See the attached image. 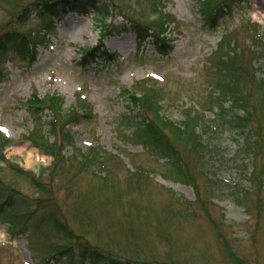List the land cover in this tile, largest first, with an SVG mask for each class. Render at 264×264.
<instances>
[{"label": "rangeland", "instance_id": "1", "mask_svg": "<svg viewBox=\"0 0 264 264\" xmlns=\"http://www.w3.org/2000/svg\"><path fill=\"white\" fill-rule=\"evenodd\" d=\"M40 1L49 0H0V34L28 31L38 44L33 62L10 51L0 64V136L10 140L3 150L5 157L36 176L50 165L51 158L26 138L32 123L24 103L33 93L38 98L55 93L64 99L65 113L80 96L92 110L89 118L75 110L76 121L67 126L75 147L98 149L121 161L114 160L118 165L109 169L97 164L80 169L73 163L67 174L53 170L41 177L40 190L0 163V192L40 199L79 238L121 261L264 264V146L261 152L252 150L257 154L253 163L254 156L242 151L243 140L234 134L225 131L205 137L210 154L185 155L189 181L184 182L167 159H159L128 137L140 112L119 93L120 87L130 89L150 79L159 91L161 118L179 123L189 112L212 121L217 110L205 108L211 107L207 103L215 96L214 66L221 54L214 51L221 37L234 31L236 46L255 45L238 29L250 20L264 35V0L236 5L214 29L198 0H161L158 7L169 47L160 52L148 43L138 47L131 29L133 20L143 23L149 17L153 0H101L111 8L106 27L93 13L79 17L58 9L44 40H39L38 32L45 33L46 19L30 13L21 26L15 18ZM100 38L117 60L99 56L83 61L82 52L95 47ZM260 64L264 69V62ZM137 85L135 90H141L143 84ZM41 114L44 124L51 119L48 113ZM177 148L184 150L180 143ZM134 168L151 178L136 179L139 175L129 173ZM9 228L1 219L0 264H46L47 244L56 246L53 241Z\"/></svg>", "mask_w": 264, "mask_h": 264}, {"label": "trees", "instance_id": "2", "mask_svg": "<svg viewBox=\"0 0 264 264\" xmlns=\"http://www.w3.org/2000/svg\"><path fill=\"white\" fill-rule=\"evenodd\" d=\"M159 1L161 0H153L146 14L149 17L143 23L133 20L131 26L139 44L150 40L156 49L163 50L168 45H166L167 40L164 37L166 26L158 7ZM236 1L203 0L200 5L201 12L208 25L213 26L217 23L218 19L222 18V11L231 8ZM58 8H61L64 13L71 12L79 15H87L92 11L101 27H106L105 21L112 16L111 8L101 0H49L29 5L15 18L19 23L25 22L30 13L37 17L45 15L47 18H51L56 15ZM241 30L246 40H252L255 45L251 47L236 46L235 34H233L234 37L230 34L221 39L216 50L221 56L214 66L215 96L212 97L211 102L207 103V105L212 106L211 109L207 108V110L210 111L214 108L217 110L216 118L214 121H210V124L209 121L205 122L199 115L186 114L184 121L179 125L173 124L164 117L161 118L157 108L158 90L153 85H148V82H143L140 92L121 89L122 96H128L129 103L138 108L140 112L138 116L133 118L135 123L131 126L132 132L129 137L137 144H142L144 147L153 150L159 158L167 159L171 170L184 182L189 181L184 171L189 169L185 155L194 153L200 158L202 152L210 154L208 153L209 149H207L210 145L204 144L205 136L211 139L212 136H218L219 133L225 131L234 134L243 140L242 151L245 154H251V157L254 156L253 163L257 154L252 150L261 152L264 146V69L260 64L264 62V36L260 34V29L256 25L249 23L244 25ZM24 37L25 35L20 36L14 32L0 34V50L4 51L7 46L15 45L20 53L23 55L30 54L32 57L34 44L30 43V47H28L30 40ZM96 52L97 49H94L88 52L87 56L95 57ZM108 57L114 59L115 56L109 54ZM62 106L63 100L57 96L39 99L34 95L32 99L27 101L28 115L35 122L28 140L42 152L52 157L53 162L49 172L54 170V172L59 171L62 174H67L66 170L74 161L80 169H88L96 164L104 169H109L112 159L106 160L105 157L100 156L97 150L90 148L83 154L80 150L77 152L72 150L75 149L74 144L66 127L69 123L76 121L78 115L73 109L65 113ZM75 109L86 113L85 118L90 117L85 102H80ZM45 111L50 113L52 119L46 122L44 127V124H41L40 114ZM129 124L131 123L129 122ZM51 139H53L52 142ZM179 143L184 146L183 151L178 150L177 145ZM7 144V140L0 142V162L4 161L1 152ZM66 146L72 148V154L69 157L72 159L66 158L63 153ZM78 154L81 156V159L78 157L79 160L75 156ZM15 171L19 176L26 177V174L21 170L15 169ZM27 175L30 176V174ZM129 177L131 176L129 175ZM28 179H31L33 188L37 190L43 188L44 184L39 180H35L32 176ZM3 196V192H0V199H3L0 202V214L8 218L11 226L21 225L23 226L21 229H24L31 221H34L36 230H41L46 235L50 234L55 241L63 243L56 248L49 244L50 250L54 248L53 251H49L53 252L51 253L52 259L59 263L148 264L135 260L129 262L113 258L107 251L79 238L56 215L55 210L45 209L40 199L27 200L17 195L15 191ZM152 264L163 263L152 262Z\"/></svg>", "mask_w": 264, "mask_h": 264}]
</instances>
